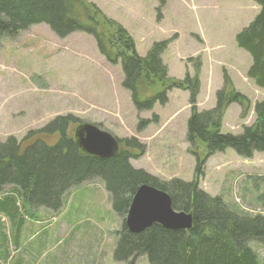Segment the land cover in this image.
I'll use <instances>...</instances> for the list:
<instances>
[{"label": "rangeland", "instance_id": "obj_1", "mask_svg": "<svg viewBox=\"0 0 264 264\" xmlns=\"http://www.w3.org/2000/svg\"><path fill=\"white\" fill-rule=\"evenodd\" d=\"M86 1L129 33L140 56L154 42L170 40L161 56L169 77L192 75L199 60L197 111L214 106L226 72L250 107L240 119V106L230 104L221 122L222 134H240L254 122V106L264 102V89L246 77L251 57L235 42V35L259 11L253 0ZM95 43L91 35L79 31L59 37L43 23L15 37L0 38V141L9 137L20 141L53 118L72 114L117 138L135 137L145 145L142 154L133 152L137 155L129 160L133 168L161 181H191L195 161L186 141L188 91L172 89L164 105L155 103L150 110L137 112L121 86L120 64L108 63ZM153 115L157 122L137 129L140 119L151 120ZM259 153L248 159L230 148L214 153L198 188L211 197L220 196L240 214L264 216V154ZM13 189L4 185L0 196ZM111 203L103 181L92 178L67 189L57 210L29 207L33 216L25 218L18 235L8 218L0 215L5 233L0 264H149L145 255L131 263L114 260L116 232L125 215L114 211ZM248 245L264 264V246L254 241Z\"/></svg>", "mask_w": 264, "mask_h": 264}, {"label": "trees", "instance_id": "obj_2", "mask_svg": "<svg viewBox=\"0 0 264 264\" xmlns=\"http://www.w3.org/2000/svg\"><path fill=\"white\" fill-rule=\"evenodd\" d=\"M253 1L259 11L235 35V42L251 57L247 77L264 89V0ZM39 23L48 25L59 37L77 31L91 35L106 61L120 64L121 86L128 91L137 112L150 110L155 103L164 105L172 89L188 91L186 141L195 166L191 181H161L135 169L129 163L137 156L133 152L139 155L145 150V145L135 137L118 139L119 149L113 157L89 156L69 134L70 126L82 121L72 114L57 116L40 129L27 132L20 141L13 137L0 141V191L4 185L14 186L16 191L0 196V215L8 218L15 233L18 235L25 218L33 216L29 207L57 210L63 193L86 180L103 181L113 210L122 217L137 187L149 184L170 196L173 210L190 212L192 227L172 230L153 224L131 233L122 222L116 232L115 261L131 263L145 255L149 264H259L248 244L254 241L264 246V216L240 214L220 196L211 197L200 190L198 181L208 158L216 152L230 148L245 159L255 152L264 154V102L255 104L256 118L240 134H222L221 122L230 104L240 106V119L246 117L250 107L249 99L234 88L226 72L222 88L215 93L214 107L199 112L196 97L201 63L196 61L192 75L186 72L182 79L169 77L161 56L170 40L154 42L140 56L129 33L86 0H0V38L15 37L19 31ZM151 122H157V115L151 120L140 119L137 129ZM2 226L0 218V240L5 238Z\"/></svg>", "mask_w": 264, "mask_h": 264}, {"label": "water", "instance_id": "obj_3", "mask_svg": "<svg viewBox=\"0 0 264 264\" xmlns=\"http://www.w3.org/2000/svg\"><path fill=\"white\" fill-rule=\"evenodd\" d=\"M73 137L80 150L89 156L113 157L119 148L117 139L111 133L87 122L74 128ZM124 224L131 233H139L153 224L172 230H187L192 227V215L173 210L171 198L165 191L141 184L131 198Z\"/></svg>", "mask_w": 264, "mask_h": 264}, {"label": "crops", "instance_id": "obj_4", "mask_svg": "<svg viewBox=\"0 0 264 264\" xmlns=\"http://www.w3.org/2000/svg\"><path fill=\"white\" fill-rule=\"evenodd\" d=\"M247 71V70H246ZM246 71H244L245 73H246ZM235 81H233V83H234ZM235 105V104H234ZM257 259H258V257H257ZM261 261L264 263V259H261ZM258 263L260 264V259H258Z\"/></svg>", "mask_w": 264, "mask_h": 264}]
</instances>
